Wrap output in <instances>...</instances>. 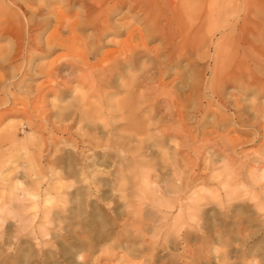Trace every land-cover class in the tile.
Instances as JSON below:
<instances>
[{"label": "rangeland", "instance_id": "1", "mask_svg": "<svg viewBox=\"0 0 264 264\" xmlns=\"http://www.w3.org/2000/svg\"><path fill=\"white\" fill-rule=\"evenodd\" d=\"M4 2L5 6H0V264H9L8 261L13 258L14 261H21L22 254L26 264H230L229 239L223 237L227 241L224 247L217 242V237H214L215 221L221 219L224 230H227L230 226L235 228L238 219L256 209L264 213V182H261L264 181V165H260L264 164V86L259 89L253 85L255 89L246 85L243 79L231 72L236 59L214 54L218 45L223 52L228 51L231 55L230 44L226 43L227 30L215 31L212 28L207 32L212 8L219 3L210 1L205 4V0H199L201 11L206 14L202 32L195 29L187 34V38H194H191L193 41L204 37L202 45L205 49L199 42L194 43L196 48L191 50L190 56L173 59L167 72H164L165 66H161L167 92L159 100L166 98L175 104L168 106L166 102L162 103L158 108H151L152 112L147 103L144 106L138 98H134L132 111H122L133 113V119L127 125L119 123L124 120L118 121L114 130L123 134L137 132V140L132 145L120 147L122 151H118L111 145L110 148L104 144L95 145L84 135L83 124L70 120V103H74V95L84 94L89 103L97 101L95 91L85 88L87 85L84 84L89 85V81L84 78L79 84H74L77 77L68 75L69 69L64 65L70 60V22L74 19L83 22L85 18L80 2ZM133 3L134 0H128L119 3L117 6L120 8L115 6L109 17L112 30L103 36L104 45L97 54H90L91 28L88 25L77 28L78 43L87 47L89 52L88 63H99L98 59L107 50L116 48L115 41L123 40L124 35H113L114 30L120 29L117 25L131 21L133 27H142L144 19L134 17L137 9ZM242 13H239L240 17ZM190 14L189 11L182 12L183 23L195 25L197 20L190 19ZM32 23L36 27L34 24L31 26ZM57 34L67 38L68 49L63 45L46 44L48 37ZM152 35L147 37V46L158 49L162 60L165 54L162 38L158 33ZM31 42L39 45L41 50L31 47L26 52ZM217 56L225 58L231 76L218 82L213 79L212 62ZM55 58L56 65L63 72L55 76L50 85L65 81L66 88H71V92L45 93V68ZM260 67L251 65L252 75L261 76ZM180 70L184 72L180 73ZM174 86L179 91L183 89L179 100L171 93ZM141 88L136 94L146 92L143 86ZM213 92L221 93L219 97L222 99ZM121 94L118 98L124 99L125 93ZM61 108L62 114L59 113ZM159 115L166 119L172 116L170 119L173 120L162 124ZM136 124L140 128L135 132L132 128ZM169 126L168 131L166 127ZM151 141L150 149L154 157L140 156L138 151L145 150L144 146ZM109 151L112 155L116 152L118 158L115 155L114 158L105 156ZM250 152H255V155L250 156ZM255 203L257 207L252 206ZM234 210L236 214H232ZM81 213L84 215L81 216ZM111 218L113 221L109 220ZM249 240L250 244L258 240L260 248L264 247V237H251ZM260 253L264 250H259L257 254L260 256ZM2 258L6 262L3 263Z\"/></svg>", "mask_w": 264, "mask_h": 264}, {"label": "bare ground", "instance_id": "2", "mask_svg": "<svg viewBox=\"0 0 264 264\" xmlns=\"http://www.w3.org/2000/svg\"><path fill=\"white\" fill-rule=\"evenodd\" d=\"M74 1L78 2V4L80 2V4L82 5L83 14H84L85 18H84L83 22H81L77 19H74L72 22H70V28H69L70 29V31H69V33H70L69 34L70 35V60H67V62L65 61L66 63H64V65H66L67 68L69 69L68 75L70 74V76H76L77 77V79H76L77 81H74V84L76 82H77L76 84H79L84 78L89 81V85L87 83L84 84V85H87V86H85V88L87 90H89V88H91L95 91L97 101H96V103H89L87 98L84 96V94L79 93L78 95H74V97H73L74 103L73 102L70 103V120H72V122H75L76 120H78L79 124L80 123L83 124V126L85 128L84 135H86V138L89 141L94 142L95 145H103L104 144L108 148H110V145H111L112 149L118 148V151H122V149L120 147H123L126 144H128V146H129V145H132V143L136 142V140H137L135 137V135H137L136 131H139L138 129L140 128V126L138 124H136V125H133V128H132V130L134 129L136 133H133V132L130 134H123L121 132L115 133L114 129L116 128V126L119 123H124L127 125L128 121L133 119V116H134L133 113L132 114L128 113L129 114V116H128L127 113L125 114L122 111L125 110V111L129 112L131 110L132 102H133L134 98H138V101L141 102L142 104H144V106H146L148 104V106H150V108H149L150 110H151V108H158L160 106V104L165 103V102L168 104V106H170L174 103V102L171 103V100L166 99V98L165 99L162 98L161 100H159V97L163 94H166V92H167V91H165V87H166V85L164 83L165 81L164 82L162 81L163 76H161V69H162L161 66L162 65L165 66L164 72H167L168 70H166V69L172 63L173 59H180L183 56H187L191 53V50L193 48H196L195 46H193L194 43L199 42L201 44L200 45L201 47L205 46V45L204 46L202 45L204 37L203 38L200 37L199 40L193 41L191 39L193 37L190 36L191 38H187V34H188V32H191L195 29H197V31L199 33L202 32L203 22L205 20L206 14L204 11H201V7L198 4L199 0H187V1H185V0H134L133 7L135 9H137V12L134 14V17L136 19H144L142 22V27L141 28H138L135 26L133 27V25L131 24V21H124L121 24L118 23L119 25H117V28L119 27L120 29L118 31L114 30L113 35H115V37L124 35L123 40L115 41V45H116L115 47L116 48L115 49L111 48V49L107 50L104 53V55L102 54L103 56H101V58L98 59L99 63H97L98 62L97 61L95 64L91 65L90 63H88L89 52H87L88 51V49H86L87 47H85L84 45L82 46L78 43V34L76 33L77 28L81 29L82 25H88V27L91 28L93 39L91 41L92 49L90 51V54H97V51L99 50V48L104 45L102 42L103 36L110 33V31L112 30L113 26L110 22L111 20H109L111 12H113V9L119 3H122V2H125L128 0H74ZM210 1L211 2L217 1L219 4H217L218 8L217 7L212 8L211 15L210 16L208 15L209 18L211 17V20L207 21V22H209L208 23L209 28L207 29V32H209V30H211L212 28L215 31L227 30L228 33L226 34V43L230 44V49H231V51H230L231 55H229L228 51L223 52L221 47L216 45L214 48V54L215 55H222L225 57L230 56L231 59H236V61H237L236 65H235L236 69L232 67L233 70L231 71V72H233V75L240 78V79H243L246 82V85H248V86L255 85V86H258L259 89H261L262 86H264V77H262V76H264V0H205V4H206V2L210 3ZM200 4H201V2H200ZM0 6H5L4 0H0ZM17 7H19V9H20V6H17ZM118 8H120V7H118ZM210 8H211V6H210ZM187 11H189L191 13L190 19L193 18V19L197 20V22H195V25L191 24V23H186V24L183 23L182 12H187ZM241 11H243V13L241 14V17H240L239 13ZM195 13H197V14H195ZM33 24L34 23H32L31 26ZM27 25H29V21H28ZM33 26L36 27L35 24ZM155 33H158L161 36L162 45H163L162 47L165 49V54L163 55L162 60L160 59V54L158 52L159 51L158 49L149 48L147 46V37L150 35L153 36L152 34H155ZM205 36H206V34H205ZM66 40H67V38L66 39L63 38L60 34L51 35L50 37L47 38L46 44L47 45H50V44L63 45L68 49L66 42H65ZM209 42H210V40H209ZM220 42H221V40H220ZM31 47H34L37 50H41L39 45H34V43L31 42L30 45L28 46V48L26 49V52H28L27 50L30 49ZM200 48H197V49H199V51H200ZM204 49H205V47H204ZM195 53L198 54V52H195ZM65 56H67V55H65ZM201 56H203V58H204V55H201ZM184 58H186V57H184ZM224 61H225V58H220V56L214 57V61L212 60V62L214 63V67H213L214 77H213V79L216 82L220 81L223 78L226 79L227 77L230 76L228 66L226 65V62H224ZM56 62H57V58L53 59L48 64L47 68H45L46 69L45 70L46 87L44 88L45 93L50 92V91H56V92L59 91L62 93H65L67 91L71 92L72 91L71 88H70V90L66 88L67 85H66L65 81L62 83L57 82V83L50 85V83L54 80V77L58 76L59 73H61V71H62L56 65ZM92 63H94V62H92ZM251 65L261 66L260 70L262 72L261 73L262 75L258 76V77L252 75L251 70H250ZM211 69H212V67H211ZM235 70H236V72H235ZM182 71L180 73L184 72V71L183 72ZM179 76L181 77V74H179ZM177 78H179V77H177ZM181 79H183V78H181ZM210 79H209V81H210ZM231 80H233V79H231ZM185 83H186V80H185ZM72 84H73V82H72ZM142 86L144 87V89H146V92L141 91L143 93L140 92V94H136L137 89L139 90ZM216 86H218V85H216ZM75 87H76V85H75ZM179 87L181 88V86H179ZM253 88H255V87L253 86ZM211 89H212V87H211ZM218 89H219V87H218ZM244 89H245V87H244ZM172 90L173 91L171 93L174 94L173 96H175V98L179 100L180 91L183 89L181 88V90L179 91L178 88L176 86H174V88ZM245 90H247V89H245ZM248 90H249V88H248ZM190 92L189 93L187 92V94L189 95ZM121 93L122 94L125 93L124 99L118 98V96ZM213 93H216V92H213ZM184 94L186 95V93H184ZM255 94H256V92H255ZM219 95H222V94L219 93ZM219 95L216 93V96L218 98L222 99L221 97H219ZM40 96L41 95H39V97ZM166 97H168V96H166ZM169 97H171V95ZM183 97H185V96H183ZM183 97H181V98H183ZM183 99H185V98H183ZM188 99H190V98H188ZM206 99L208 100V97ZM60 101H62V100H60ZM218 103H220V102H218ZM177 104H178V102H177ZM201 105H199V106L201 107ZM137 106H140V105H137ZM162 106H164V105H161V107ZM237 106H239V105H237ZM64 107L65 106H62V108H64ZM73 107H75V108H73ZM62 108L59 109L60 114H62V110H63ZM106 108H108L109 110L107 111ZM197 108H199V107H197ZM143 109L145 110V108H143ZM138 110H140V107ZM151 111L153 112V110H151ZM151 111H150V113H151ZM143 112H145V111H143ZM145 114H146V112H145ZM158 114L161 115V112L159 111ZM158 114H157V116H158ZM169 114H171V113H169ZM178 114H179V112H178ZM148 115H150V114H148ZM256 115H257V113H256ZM259 115H262V114H259ZM164 116H167V115H164ZM154 117H156V116H154ZM171 117L172 116H170V118ZM157 118L155 120H157ZM170 118L166 119V117H161V119H159V121L161 123L162 122L168 123V122H170V120H173ZM222 119H219V120L222 121ZM120 120H124L125 122H119L118 123V121H120ZM148 121H149V119H148ZM171 122H173V121H171ZM157 123H156V125L159 124V123L158 124ZM153 125H155V124H153ZM153 125H151V126H153ZM241 125H242V123H241ZM147 127H148V125H147ZM170 127L171 126L166 127L167 130ZM147 129L149 131V128H147ZM151 137H153V136H151ZM141 139H142V136H141ZM145 140H147V139H145ZM139 141H141V140H139ZM144 141H141V142H144ZM136 144H135V146H136ZM140 144H142V143H140ZM152 144H153V142L151 144L147 143V145L144 146V148H146L145 150L141 151L142 150L141 149L140 151H138L139 155L140 156L143 155L146 157H151V156L154 157V155H153L154 152L150 149V145H152ZM169 144H170V142H169ZM166 145H168V142ZM142 147L143 146H141V148ZM138 149H140V148L138 147ZM126 150H127V148H126ZM55 151H57V150H55ZM114 153H115L114 154L115 157H117L118 156L117 153L116 152H114ZM254 153L255 152H253V153L250 152V156H251V154H254ZM122 154L124 155V153H122ZM104 155L107 157L113 156V158H114V155H112V153L110 151L105 153ZM244 155H246V154H244ZM131 156H133L134 158L137 157L134 154H132ZM247 156H249V155H247ZM47 158H48V156H47ZM52 158H54V157H52ZM67 158L69 160V157H66V159ZM123 158H126V156L124 155ZM169 160H170V158H169ZM260 160H261V158H260ZM262 161H264V159H262ZM62 162H64V161H62ZM58 163H59V161H58ZM169 163H170V161H169ZM239 163H240V161H239ZM245 163H247V162H245ZM48 164H50V163H48ZM55 164H57V163H55ZM65 164H67V163H65ZM260 165H264V164H260ZM71 166L72 165L70 162V167ZM173 166L174 165H171V167H173ZM256 166L257 165H255V167ZM68 167H69V165H68ZM262 167H264V166H262ZM54 168H55V165H54ZM243 168H244V164H243ZM245 168H247L246 165H245ZM85 171H86V169H85ZM171 172H173V171H171ZM63 174H64V172H63ZM66 174H67V172H66ZM14 177H16V176H14ZM72 178H74V177H72ZM248 178H250V177H248ZM121 179L122 178H120V180ZM72 181H73V179H72ZM253 181H254V179H253ZM74 182H76V181H74ZM261 182H264V181H261ZM150 183H151V181H150ZM245 183H244V185H245ZM248 184H250V183H248ZM262 184H264V183H262ZM117 185H118V187L121 186V185L119 186V184H117ZM126 185H128V184H126ZM13 187H14V185H13ZM129 187H130V185H129ZM125 188H128V187L126 186ZM58 189L59 188H57V190ZM72 189H73V187H72ZM81 190H83V189H81ZM22 192H24V191H22ZM231 197L233 198V196H231ZM236 198H237V196H236ZM127 199H131V197L130 198L128 197ZM155 200H156V198H155ZM163 200H164V198H163ZM64 201H65V199H64ZM72 201H74V200H72ZM134 201H135V199H134ZM135 203H133V204H135ZM136 205H138V204H136ZM252 206L257 207V204L255 203ZM262 206H264V205H262ZM140 207H138V208H140ZM241 207H243V206H240V208ZM246 207H248V206H246ZM230 208H232V207H230ZM233 208H235V207H233ZM49 209H51V208H49ZM262 209H264V208H262ZM237 211H239V210H237ZM242 211H244V210H242ZM261 211H262L261 209H258V210L256 209L254 212L250 213V215L248 214L249 216L247 215L245 217H243L238 212L240 214V216H242L243 218L241 217V219H238L239 221L237 220L238 225L235 222H233L232 219L230 218L231 221L233 223H235L237 226L235 228H232L234 226H230V228H227V230H224V228L222 226L221 219H218L215 221L214 237H217V242L220 243V245L222 247H224L227 244L226 243L227 241H225L223 237H228V239H229L228 242H229V245L231 248L230 253H231V259H232V262L230 264H264V253H262V254L260 253V256H259V254H257L259 250H264V249H262L264 247L260 248V245L257 243L260 238L257 240V242L255 244H250V240H249L251 237L252 238L253 237H256V238L257 237H264V213H262ZM233 212H232V214H236L235 210ZM82 214L83 213H81V216H82ZM251 214H254V216H251ZM89 215L91 216L92 214H89ZM231 216H233V215H231ZM95 217H98V216H95ZM234 219H235V217H234ZM109 220L113 221L112 218ZM123 221L126 222L125 220H123ZM100 222L103 223L102 221H100ZM114 223H115V221H114ZM122 224H123V222H122ZM101 226H103V225H101ZM134 228L138 229L140 227L135 226ZM101 229H103V228H101ZM115 229H113V230L115 231ZM151 230H152V228H151ZM137 231H139V230H137ZM134 232H135V230H134ZM121 235L119 237H121ZM136 235H138V234H136ZM136 235H135V237H136ZM97 236L99 237L100 235H97ZM106 236H108V235H106ZM116 236H117V234H116ZM260 241H261V239H260ZM134 242H136V241H134ZM262 242H264V241H262ZM90 243H91V241H90ZM99 243H101V242H99ZM127 243H128V241H127ZM127 243L126 244L123 243V244L128 245V244H131L132 242L128 243V244ZM119 245H121V244H119ZM135 245L136 244H134V246ZM115 246H117V245L115 244ZM129 246H127V247H129ZM17 247L18 246H16V248ZM92 247H93V245H92ZM121 247H123V246H121ZM19 248H20V246H19ZM135 248H136V246H135ZM138 248L140 249V246ZM94 249H96V247ZM122 249L124 250V248H122ZM68 250H70V248ZM126 250H129V249L126 248ZM136 250H137V248H136ZM133 251H134V249H133ZM14 253H16V252H14ZM135 255H136V253H135ZM13 256L15 257V255H13ZM21 256L23 257V259H21V261H20V259H18V261H14L15 258H13V259H11V262L8 261V263L9 264H26V259H24V255L22 254ZM129 257H131V256H129ZM10 258H12V255ZM87 258H89V257H87ZM12 260L14 261V263L12 262ZM2 262L4 263L6 261H4V259H3ZM218 262L220 263V261H218ZM4 264H7V263H4Z\"/></svg>", "mask_w": 264, "mask_h": 264}]
</instances>
